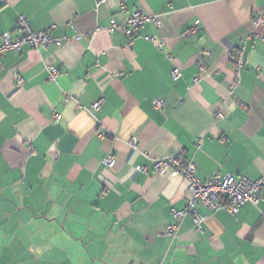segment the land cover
Returning a JSON list of instances; mask_svg holds the SVG:
<instances>
[{
	"label": "crops",
	"instance_id": "0c3cea01",
	"mask_svg": "<svg viewBox=\"0 0 264 264\" xmlns=\"http://www.w3.org/2000/svg\"><path fill=\"white\" fill-rule=\"evenodd\" d=\"M136 9L160 27L125 36ZM261 10L264 0H0V34L18 36L23 15L64 41L2 59L0 264H264V190L235 215L198 206L201 233L172 214L186 206V181L153 169L180 156L201 182L264 177Z\"/></svg>",
	"mask_w": 264,
	"mask_h": 264
},
{
	"label": "built area",
	"instance_id": "2783aa9c",
	"mask_svg": "<svg viewBox=\"0 0 264 264\" xmlns=\"http://www.w3.org/2000/svg\"><path fill=\"white\" fill-rule=\"evenodd\" d=\"M121 5H123V0ZM253 22L255 26L264 24V10L254 14ZM146 24H152L155 28L160 27L159 15L145 13L139 9L131 12L126 21L120 26V31L127 37L133 38L139 29ZM16 30L19 35L14 37L10 32L0 34V68L2 67V59L6 52H20L23 46H30L35 49L45 48L48 45L63 44V40L53 38L50 32V27L35 31L30 26V23L23 15H19L16 19ZM114 26L109 28V31L114 30ZM151 41L157 40L153 37ZM162 46V44H160ZM233 63L237 71L245 64L244 47L239 45L233 52ZM58 76V71L54 67L47 68V78L55 82ZM180 77L179 68L175 67L171 71V79L177 81ZM65 101L71 97L63 92ZM104 102V98L100 97L95 101L90 109H85L88 113L98 110ZM153 105L156 108L162 107L161 100H154ZM221 117V115H217ZM61 116L54 114V120L58 121ZM131 145H135L134 139ZM115 158L112 155H107L102 164L105 167H113ZM153 169L157 175L180 176L186 181V206L180 211H172L176 221H180L183 217L191 215L193 224L197 231L203 232L202 224L205 217L198 213L197 207L203 206L207 209L218 211L225 210L228 213L235 215L241 207L250 203L256 205L259 201V194L264 190V177L256 180H251L246 176H235L227 174L224 176L214 175L210 180L201 182L196 175V167L193 162L185 161L183 157H167L155 159L153 161ZM146 171L145 168L141 169ZM178 222L167 226L165 234L174 238L178 230Z\"/></svg>",
	"mask_w": 264,
	"mask_h": 264
}]
</instances>
